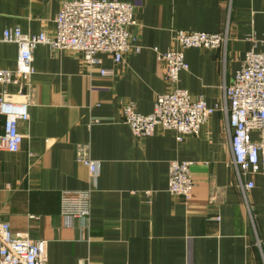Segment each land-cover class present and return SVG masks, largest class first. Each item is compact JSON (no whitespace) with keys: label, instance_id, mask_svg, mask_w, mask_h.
I'll return each mask as SVG.
<instances>
[{"label":"crops","instance_id":"obj_1","mask_svg":"<svg viewBox=\"0 0 264 264\" xmlns=\"http://www.w3.org/2000/svg\"><path fill=\"white\" fill-rule=\"evenodd\" d=\"M62 0H0V31L52 33ZM133 6L130 30L142 46L116 63L98 53L40 44L32 53L28 119L19 150L0 149V221L13 233L45 241L49 264H264V173L249 176L250 215L231 164L226 117L214 112L197 135L172 130L134 136L121 109L151 113L170 91L153 47H172L173 31L222 33L224 47L184 50L188 69L177 86L209 105L222 98L244 53L264 51V0H122ZM18 47L0 42V70L14 71ZM110 73L102 75L100 69ZM14 83L0 95L21 98ZM4 117L0 115V133ZM255 136V135H254ZM79 156L98 163L96 181ZM188 161V199L167 191L169 162ZM91 189L90 213L69 227L60 215L63 190Z\"/></svg>","mask_w":264,"mask_h":264},{"label":"built area","instance_id":"obj_2","mask_svg":"<svg viewBox=\"0 0 264 264\" xmlns=\"http://www.w3.org/2000/svg\"><path fill=\"white\" fill-rule=\"evenodd\" d=\"M54 23L52 33L42 30L26 34L19 27L0 31V42L15 43L18 47L14 71L0 70V82L18 85L21 97L0 95V115L4 117L0 133L2 150L12 153L19 150L23 138L19 123L28 119L29 93L26 89L34 73L32 53L38 45L80 52L87 65L98 63L97 55L101 52L110 54L119 63L125 54L138 53L142 48L130 30L136 25L133 6L122 0H62ZM171 41L172 47L164 51L157 47L152 49L163 63L165 79L173 88L155 96L151 113L143 114L132 104H125L121 109L122 121L134 136L148 137L157 130H172L181 141L187 135H197L214 112L222 111L230 140L231 164L250 215L245 194L254 183L249 176L264 173V51L254 47L247 50L232 81L224 85L222 98L209 105L201 95L194 97L176 84L180 72L188 69L184 50L224 47L226 28L222 33L176 30ZM108 73L109 70L100 69V74ZM77 161L87 167L90 186H93L98 163L83 156ZM193 187L191 163L170 161L167 191L188 199ZM90 197L89 188L61 192L60 215L67 226L76 219L88 218ZM44 253L43 239L13 233L7 222L0 221V264H49Z\"/></svg>","mask_w":264,"mask_h":264}]
</instances>
